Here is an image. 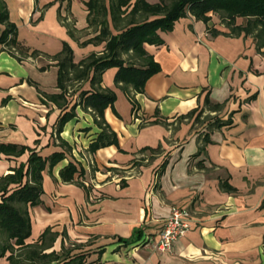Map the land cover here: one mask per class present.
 Masks as SVG:
<instances>
[{
    "label": "crops",
    "instance_id": "1",
    "mask_svg": "<svg viewBox=\"0 0 264 264\" xmlns=\"http://www.w3.org/2000/svg\"><path fill=\"white\" fill-rule=\"evenodd\" d=\"M3 1L27 52L18 60L0 43V143L25 145L43 157L65 150L61 161L43 170L41 202L28 209L26 243L43 241L44 252L64 253L67 260L80 256L82 264H264V48L258 50L250 35H211L208 26L229 32L216 14L209 13L208 23L191 14L180 17L171 30L160 31L162 44L144 45L160 69L135 95L136 111L114 84L117 68L102 74L101 85L116 93L104 116L119 147L89 152L100 128L77 106L59 134L70 146L66 149L55 133L63 110L43 103L40 91L59 92L58 66L46 54L58 52L64 41L75 60L102 49L103 44L79 45L94 35L86 18L88 0ZM59 17L71 20L74 37ZM4 28L0 22V31ZM33 50L39 54L30 56ZM75 86L65 110L90 82ZM206 98L223 103L221 110L207 109ZM198 106L203 115L230 119V124L210 130L208 120L197 122L195 115L178 119ZM154 119L167 125L148 123ZM159 143L160 155L132 165L143 155L142 147ZM28 156V151L1 154L0 176ZM70 160L82 171L65 182L59 171ZM222 181L236 190H224ZM173 206L189 210L191 228L170 250H156L142 238H159ZM47 227L50 233L42 239ZM8 254L0 264L7 263Z\"/></svg>",
    "mask_w": 264,
    "mask_h": 264
},
{
    "label": "trees",
    "instance_id": "2",
    "mask_svg": "<svg viewBox=\"0 0 264 264\" xmlns=\"http://www.w3.org/2000/svg\"><path fill=\"white\" fill-rule=\"evenodd\" d=\"M84 4L87 9L88 27L94 35L79 42V45L103 44V48L75 60L71 46L64 41L58 52L46 54L55 60L58 66L59 92L50 94L40 91L43 103L51 101L63 110L56 123L55 133L59 143L66 149L70 146L59 134L64 124L76 115L77 106L90 112L94 123L100 128L96 138L88 145L89 152L94 153L108 145L119 147L117 133L104 116L105 109L113 106L116 93L112 88L101 85L102 74L110 67L117 68L114 84L127 95L133 111H136L135 95L144 91L146 80L160 69L159 63L146 51L144 45L162 44L160 31L171 30L180 17L191 14L196 19L208 23L209 13L216 14L229 32L208 26L211 35H250L254 38L258 50L264 48V0H159L155 3L146 0H88ZM59 18L66 26L68 34L74 37L76 30L71 20L67 17ZM239 18L244 19V22L237 23ZM0 22L5 25L0 31V43L8 47L10 54L21 60L26 56L27 49L21 46L16 38V26L9 21L8 9L3 0H0ZM38 54L37 50L30 52V56ZM87 80L90 82V89L81 90L77 99L65 110L72 101L69 97L77 89L75 84ZM205 105L210 111L218 112L223 103H214L206 98ZM203 112L204 109L198 106L179 115L178 119L195 115L194 120L197 122L208 120L210 130L231 122L230 119L224 120L217 115H203ZM141 123L143 124V119ZM148 123L167 125L165 120L158 119ZM208 141L206 134L202 139V150ZM25 151L29 152L27 161L19 163L11 172L0 176V257L9 252L5 264H82L80 256L67 260L64 253L44 252L46 247L43 241L26 243L25 240L31 233L28 209L41 202L43 170L47 164L49 169H52L61 161L65 157V150L43 157L35 149L25 145L0 143V155L20 156ZM139 152L143 155L134 159L132 165H142L156 158L163 152L162 144L159 143L156 147H142ZM164 165L165 161L160 165V171ZM81 171L82 169L70 160L60 169L59 175L63 181L70 182L74 174ZM221 186L226 191L236 190L226 181H222ZM49 233L50 228L47 227L40 237L45 239ZM141 238V235H138L137 240Z\"/></svg>",
    "mask_w": 264,
    "mask_h": 264
},
{
    "label": "built area",
    "instance_id": "3",
    "mask_svg": "<svg viewBox=\"0 0 264 264\" xmlns=\"http://www.w3.org/2000/svg\"><path fill=\"white\" fill-rule=\"evenodd\" d=\"M192 218L186 207L173 206L170 216L165 220L159 232L157 240L150 239L148 236L142 238L145 243L152 244V247L159 251H168L173 242L186 234L191 228Z\"/></svg>",
    "mask_w": 264,
    "mask_h": 264
},
{
    "label": "rangeland",
    "instance_id": "4",
    "mask_svg": "<svg viewBox=\"0 0 264 264\" xmlns=\"http://www.w3.org/2000/svg\"><path fill=\"white\" fill-rule=\"evenodd\" d=\"M236 22H238V23H240V22H244V19H241V18H239V19H237L236 20ZM103 48V47H102ZM101 50V49H100ZM100 50H98V51H100ZM195 127H198V126H195ZM202 127V126H201Z\"/></svg>",
    "mask_w": 264,
    "mask_h": 264
}]
</instances>
